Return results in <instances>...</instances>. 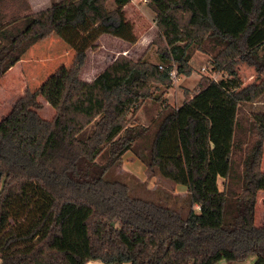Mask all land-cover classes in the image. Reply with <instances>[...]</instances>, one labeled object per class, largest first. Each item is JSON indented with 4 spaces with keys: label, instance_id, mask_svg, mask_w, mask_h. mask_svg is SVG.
<instances>
[{
    "label": "trees",
    "instance_id": "16d2710c",
    "mask_svg": "<svg viewBox=\"0 0 264 264\" xmlns=\"http://www.w3.org/2000/svg\"><path fill=\"white\" fill-rule=\"evenodd\" d=\"M108 1L58 0L31 11L21 0L10 14L0 12V78L50 35L74 51L68 66L25 89L0 119V264H217L251 256L264 264V222L255 223L264 112L251 114L244 147L236 133L240 104L264 94V0H145L158 62L127 63L71 128L67 115L90 86L81 78L88 49L104 34L137 41L124 9L130 0H111L113 8ZM193 50L226 77H207L177 107L165 104L147 140L148 126L127 115L147 99L164 102L171 72L188 73ZM238 64L255 80L242 86ZM41 99L53 108L50 119L39 113ZM127 151L151 175L185 187V215L105 177Z\"/></svg>",
    "mask_w": 264,
    "mask_h": 264
},
{
    "label": "rangeland",
    "instance_id": "374dc122",
    "mask_svg": "<svg viewBox=\"0 0 264 264\" xmlns=\"http://www.w3.org/2000/svg\"><path fill=\"white\" fill-rule=\"evenodd\" d=\"M51 1L54 0H25L31 11L47 8ZM20 2L21 0H0V12L6 15L10 14ZM30 3L34 5L35 10L32 9ZM107 7H114L111 0L108 1ZM125 11L126 16L134 24L137 41L129 43L117 37L103 35L96 41L98 46L96 49H88L81 77L88 80L90 86L73 104L67 115L66 121L71 123V128L79 126L97 105L105 87L119 82L127 63L139 58L147 59L153 63L158 62L156 53L158 39H156L157 29L153 20V12L142 0H130L126 4ZM73 55V49L55 35H50L48 38L31 45L21 56L19 64L11 67L0 78V118L10 111L15 100L25 89L37 88L57 68L62 65L68 66ZM189 64L188 73L177 74L175 69L171 72L172 86L164 94V102L151 100L153 103L150 106H144L140 118L137 117L138 111L134 115L131 112L127 115L131 123L148 126L147 140L152 137L156 129V118L152 119V112L155 110L158 112L159 109L164 108L165 104L177 107L189 94L197 90L200 83L204 82L207 77L216 80L226 77L225 73L215 71L212 68L210 56L199 50H193ZM236 69L242 86L255 80V73L249 67L238 64ZM41 101L43 107L39 113L42 117L50 119L53 115V108L43 99ZM142 107L143 105L140 108ZM256 112H264V94L253 102H243L239 106L236 133L242 139L243 147L249 137L247 131L250 126V116ZM151 119L153 121L148 124ZM91 128V124L87 125L85 132L89 133ZM85 135L81 134L80 136L84 137ZM129 153L122 156L120 167L109 170L105 177L123 181L130 187L133 194L176 207L185 215L189 209L188 198L185 197L186 190L181 185L174 184L157 174L151 175L140 160L127 156ZM242 154L241 150L235 152L234 158L237 168L241 163ZM139 166L144 169V172L141 169L143 178L138 177L134 171L138 170ZM261 169L264 170V154H262ZM223 181L222 178H218L217 183L220 190L223 189ZM181 201L185 205L184 209L181 208L183 206ZM255 219L256 224L264 222V191L262 190L257 194ZM251 257L248 258L249 260L247 259L245 264L253 259V256ZM218 264H239V262L222 261Z\"/></svg>",
    "mask_w": 264,
    "mask_h": 264
},
{
    "label": "crops",
    "instance_id": "0c3cea01",
    "mask_svg": "<svg viewBox=\"0 0 264 264\" xmlns=\"http://www.w3.org/2000/svg\"><path fill=\"white\" fill-rule=\"evenodd\" d=\"M54 1H58V0H54ZM31 4V3H30ZM31 6H32V9L33 10H35L34 9V5L33 4H31ZM42 9H44V8H42ZM124 9H126V5L124 6ZM105 35V34H104ZM103 36V35H102ZM101 36V37H102ZM63 41V40H62ZM20 61V60H19ZM19 61L15 64V65H17V64H19ZM14 65V66H15ZM13 67V66H12ZM10 69V68H9ZM82 74V73H81ZM82 78V77H81ZM82 79H84V78H82ZM84 80H86V79H84ZM86 81H88V80H86ZM153 102L151 101V99H147V100H145L144 102H143V107L142 108H140V110H138V113H137V117H139V116H141V113H142V111L144 110L143 108H144V106H150L151 104H152ZM160 112V109H159V111L157 112L156 110H155V112H152V119L154 118H156V116H157V114ZM4 116V115H3ZM2 116V117H3ZM1 117V118H2ZM0 118V119H1ZM140 118V117H139ZM151 119V121L148 123V124H150L153 120ZM144 125V124H143ZM128 152H130L129 153V155H127V156H129V157H133L135 160H139L138 159V157L137 156H135L131 151H127L125 154H128ZM124 154V155H125ZM131 154V155H130ZM135 160H133V162H136ZM143 170V172H144V169L141 167V166H139L138 167V170H134L135 172H136V174H137V176L138 177H142L141 175L143 174L142 173V170ZM143 178V177H142ZM218 178H221V177H218ZM182 188H184L185 189V187H183V186H181ZM250 258H252V257H250ZM249 258V259H250ZM248 259V260H249ZM222 261H224V260H221L220 262H222ZM247 261V260H246ZM246 261H244V262H239V264H245L246 263ZM219 263V262H218ZM217 263V264H218ZM84 264H106V263H104V262H102V261H100V260H89V261H87L86 263H84ZM122 264H128V263H122ZM247 264H254V257H253V259L251 260V261H249Z\"/></svg>",
    "mask_w": 264,
    "mask_h": 264
},
{
    "label": "built area",
    "instance_id": "2783aa9c",
    "mask_svg": "<svg viewBox=\"0 0 264 264\" xmlns=\"http://www.w3.org/2000/svg\"><path fill=\"white\" fill-rule=\"evenodd\" d=\"M142 1H144L145 2V0H142ZM172 74V73H171Z\"/></svg>",
    "mask_w": 264,
    "mask_h": 264
}]
</instances>
